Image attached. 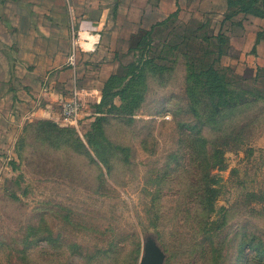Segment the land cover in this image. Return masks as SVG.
Listing matches in <instances>:
<instances>
[{
	"label": "rangeland",
	"instance_id": "rangeland-1",
	"mask_svg": "<svg viewBox=\"0 0 264 264\" xmlns=\"http://www.w3.org/2000/svg\"><path fill=\"white\" fill-rule=\"evenodd\" d=\"M195 18L159 21L142 58L124 27L74 56L78 86L142 77L102 108L108 167L85 115L2 152L0 264H139L148 234L165 264H264V61Z\"/></svg>",
	"mask_w": 264,
	"mask_h": 264
},
{
	"label": "crops",
	"instance_id": "crops-1",
	"mask_svg": "<svg viewBox=\"0 0 264 264\" xmlns=\"http://www.w3.org/2000/svg\"><path fill=\"white\" fill-rule=\"evenodd\" d=\"M227 11L228 0H0V158L19 152L40 126L67 125L59 105L73 86L84 88L89 102L100 100L104 79L98 88L75 84L74 56L96 50L72 49L73 28L122 39L124 27L131 39L174 12L186 19L206 15L202 21L217 23L218 31L233 24L242 55L264 61V17L239 13L226 19Z\"/></svg>",
	"mask_w": 264,
	"mask_h": 264
},
{
	"label": "trees",
	"instance_id": "trees-1",
	"mask_svg": "<svg viewBox=\"0 0 264 264\" xmlns=\"http://www.w3.org/2000/svg\"><path fill=\"white\" fill-rule=\"evenodd\" d=\"M260 3H262V5H260ZM239 13H249L264 17V3L262 0H228V11L225 13V18H231ZM161 23L163 22H156L149 29L138 33L132 38L133 44L131 47H134L135 51L140 52V58L146 56L147 50L152 46L153 43L152 36L154 28H156V26L160 25ZM205 25L206 24H201V27L203 26L202 28H204ZM221 53L222 52H219L218 56H220ZM127 68L128 71L124 75H118L114 73L109 76L102 87L100 100L98 102L90 103V114L84 117L85 120L90 118L88 121L89 130L86 132L87 143L93 148L95 157H99L100 161L107 167L109 166V162L106 157V150L108 149L109 143L106 139L103 129L102 123L105 113L102 108L110 104L114 95L122 96L126 90L134 84L135 81L142 77V72L134 61L130 62L127 65ZM205 70V72L210 73V75L207 73L205 76L206 84L207 86L212 85L210 82H208V79H211L213 76L217 80L218 74L211 66ZM197 75H199V73L190 71V78L194 76L196 77ZM211 87L212 93H215L217 87ZM52 126L61 125H56L53 123Z\"/></svg>",
	"mask_w": 264,
	"mask_h": 264
},
{
	"label": "built area",
	"instance_id": "built-area-1",
	"mask_svg": "<svg viewBox=\"0 0 264 264\" xmlns=\"http://www.w3.org/2000/svg\"><path fill=\"white\" fill-rule=\"evenodd\" d=\"M100 41V33L89 29H82L73 36V46L82 52H93ZM84 88L73 86L66 98L59 105L60 120L67 124H76L85 115L90 114V103L85 99ZM84 116V117H85Z\"/></svg>",
	"mask_w": 264,
	"mask_h": 264
},
{
	"label": "water",
	"instance_id": "water-1",
	"mask_svg": "<svg viewBox=\"0 0 264 264\" xmlns=\"http://www.w3.org/2000/svg\"><path fill=\"white\" fill-rule=\"evenodd\" d=\"M165 258L166 253L155 236L148 234L144 239L143 253L139 264H165Z\"/></svg>",
	"mask_w": 264,
	"mask_h": 264
}]
</instances>
